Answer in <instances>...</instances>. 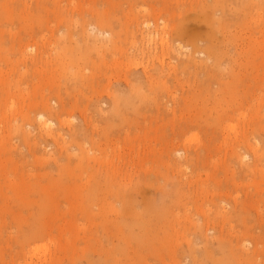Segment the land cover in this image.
<instances>
[{
	"label": "rangeland",
	"instance_id": "rangeland-1",
	"mask_svg": "<svg viewBox=\"0 0 264 264\" xmlns=\"http://www.w3.org/2000/svg\"><path fill=\"white\" fill-rule=\"evenodd\" d=\"M199 1L0 0V264H264V1Z\"/></svg>",
	"mask_w": 264,
	"mask_h": 264
},
{
	"label": "bare ground",
	"instance_id": "bare-ground-1",
	"mask_svg": "<svg viewBox=\"0 0 264 264\" xmlns=\"http://www.w3.org/2000/svg\"><path fill=\"white\" fill-rule=\"evenodd\" d=\"M199 1V0H198ZM222 1V0H221ZM250 1V0H249ZM252 1V0H251ZM250 1V2H251ZM262 1H264V0H262ZM261 1V2H262ZM199 2H202V0H200ZM206 2V1H205ZM209 2H211V0L209 1ZM216 2H218V0H216ZM215 2V3H216ZM223 2V1H222ZM236 2V1H235ZM238 2V1H237ZM255 2V1H254ZM259 3H260V0L258 1ZM258 2H255V3H258ZM5 3V5H6V2H4ZM38 3V2H37ZM187 3H189V2H187ZM262 3H264V2H262ZM178 4V3H177ZM221 6H222V3H219ZM251 4V3H250ZM4 5V4H3ZM26 5V4H25ZM198 5V4H197ZM211 5V4H210ZM216 5H217V3H216ZM253 5H255L254 3H253ZM261 5V4H260ZM220 6V7H221ZM250 6V5H249ZM144 7V6H143ZM237 7V6H236ZM251 7V6H250ZM255 7V6H254ZM25 8V7H24ZM255 8H257V10H258V5H257V7H255ZM261 8V6L259 7V9ZM143 9V8H142ZM178 9V8H177ZM187 9V8H186ZM211 9V8H210ZM263 9H264V7H263ZM88 10V9H87ZM107 10V9H106ZM179 10V9H178ZM190 10H192V9H190ZM198 10H200V9H198ZM140 11V10H139ZM259 11V10H258ZM149 12V11H148ZM165 12V11H164ZM202 12V11H201ZM255 12V11H254ZM97 13V12H96ZM161 13V12H160ZM172 13V12H171ZM173 14V13H172ZM171 14V15H172ZM176 14V13H175ZM192 14H194V13H192ZM197 14V13H196ZM210 14V13H209ZM220 14V13H219ZM256 14V13H255ZM204 15V14H203ZM226 15V14H225ZM259 15V14H258ZM173 16V15H172ZM198 16V15H197ZM262 17V16H261ZM142 18H144V17H142ZM167 18H168V16H167ZM181 18V17H180ZM201 18V17H200ZM256 18V17H255ZM128 19V18H127ZM84 20V19H83ZM141 20H143V19H141ZM227 20V19H226ZM226 20H222V22H219L220 23V25H221V27H223L222 29L224 30V31H229L230 30V28L228 27L229 26V22L230 21H226ZM91 21V20H90ZM145 23V22H144ZM148 23H150V22H146V25H147V28L145 29V30H143L142 31V38L144 39V38H146L145 40L147 41V39H152V37H154V32H152L153 31V29L151 30L150 29V26H149V24ZM164 23H166V22H164ZM85 24V23H84ZM156 24V23H155ZM158 25V24H157ZM172 25V24H171ZM191 25V24H190ZM173 26V25H172ZM197 27V26H196ZM220 27V28H221ZM228 27V29L226 30V28ZM85 28V27H84ZM92 28V27H91ZM136 29V28H135ZM143 29V28H142ZM164 29H165V27H164ZM170 29V28H169ZM176 29V26H175V24H174V26L171 28V32H173L174 30ZM10 30V29H9ZM95 30V29H94ZM155 30V29H154ZM167 31H168V29H166ZM165 30V31H166ZM167 31H166V35H167ZM200 31V30H199ZM127 32V31H126ZM162 32V31H161ZM169 32V31H168ZM178 32V31H177ZM202 32V31H201ZM230 32V31H229ZM4 33V32H3ZM70 34L72 33V31L71 32H69ZM97 33H98V35L100 34V35H104V36H110V37H112V35H110V33L109 32H106V31H103V30H99L98 29V31H97ZM154 35H153V34ZM157 33V32H156ZM160 33V32H159ZM164 33V32H163ZM132 34V33H131ZM95 35H97V34H95ZM158 35H160V34H158ZM165 35V34H164ZM163 36V35H162ZM225 36V35H224ZM95 37H97V36H95ZM100 38H101V36H99ZM156 37V36H155ZM241 37V36H240ZM245 37V36H244ZM78 38V37H77ZM104 39H105V37H103ZM161 38V37H160ZM224 38V37H223ZM76 39V38H75ZM109 39V38H108ZM111 39V38H110ZM109 39V40H110ZM162 39V38H161ZM169 39V38H168ZM106 40V39H105ZM112 40V39H111ZM165 40V39H164ZM92 42V41H91ZM225 42V41H224ZM169 43V42H168ZM147 44V43H146ZM182 44V43H181ZM88 45V44H87ZM150 45V44H149ZM156 45V44H155ZM155 45H154V48H155ZM163 45V44H162ZM169 45V44H168ZM151 46V45H150ZM158 46V45H157ZM160 46V45H159ZM166 46V45H165ZM171 46H172V44H171ZM180 46V45H179ZM242 46V45H241ZM152 47V46H151ZM161 47V46H160ZM169 47V46H168ZM184 47V46H183ZM196 47H198V46H196ZM148 48H150V47H148ZM163 49H164V46H163ZM178 49V48H177ZM179 49H181V48H179ZM151 50V49H150ZM157 50V49H156ZM160 50V49H159ZM181 51V50H180ZM174 52V51H173ZM155 53V52H154ZM160 53V52H159ZM162 53V52H161ZM143 54V53H142ZM157 54V53H156ZM155 54V55H156ZM159 55V54H158ZM185 55V54H184ZM190 55V54H189ZM231 55V54H230ZM59 56H60V54H59ZM125 56V55H124ZM196 56H197V54H196ZM162 57V56H161ZM190 57V56H189ZM210 57V56H209ZM149 58V57H148ZM189 59V58H188ZM159 60V59H158ZM136 61V60H135ZM139 62V61H138ZM162 62V61H161ZM194 62H196V60L194 61ZM136 63V62H135ZM197 63V62H196ZM202 64V63H201ZM162 65H163V63H162ZM202 66V65H201ZM206 68V67H205ZM99 69V68H98ZM183 69V68H182ZM148 70V69H147ZM176 70V69H175ZM87 72V71H86ZM175 72V71H174ZM91 73V72H90ZM12 74V73H11ZM161 75V74H160ZM93 77V76H92ZM160 77V76H159ZM123 79V78H122ZM46 80V79H45ZM128 84V83H127ZM239 84V83H238ZM221 85V84H220ZM14 88V87H13ZM15 88H16V86H15ZM51 88V87H50ZM6 89V88H5ZM10 89V88H9ZM52 89V88H51ZM21 91V90H20ZM23 91V90H22ZM136 91H138V90H136ZM108 92V91H107ZM24 93V92H23ZM23 93H21L22 95H25V94H23ZM46 93V92H45ZM27 94V93H26ZM55 94V93H54ZM83 94V93H82ZM143 94H145V93H143ZM29 95V94H28ZM27 95V97H26V99L30 96H28ZM55 95H57V97L59 96V94H55ZM109 96V95H108ZM116 96V95H115ZM25 97H23V98H25ZM258 97V96H257ZM59 98V97H58ZM142 98V97H141ZM77 99V98H76ZM260 99V98H259ZM24 100V99H23ZM43 100V99H42ZM119 100V99H118ZM258 101V100H257ZM43 102V101H42ZM46 102V101H45ZM53 102V101H52ZM20 103V102H19ZM37 103V102H36ZM63 103V102H62ZM118 103V102H117ZM161 103V102H160ZM257 103V102H256ZM32 104V103H31ZM46 104V103H45ZM55 104V103H54ZM119 104V103H118ZM221 104V103H220ZM47 105V104H46ZM159 106V105H158ZM101 108V107H100ZM17 109V108H16ZM63 110V109H62ZM101 110V109H100ZM52 111H54V110H52ZM82 112V111H81ZM90 112V111H89ZM101 112V111H100ZM18 113H20L19 111H18ZM18 113H16V115L18 114ZM256 113V112H255ZM106 114V113H105ZM238 114V113H237ZM21 115V114H20ZM18 116H19V114H18ZM241 116V115H240ZM243 116V115H242ZM248 117V116H247ZM46 118H48V117H45V115L42 113V114H39V118L37 119L38 120V122H40V124H39V126H40V129H41V131L42 132H44L46 135H52L53 134V136H54V138L55 137H57L58 138V136H56L57 134H55L54 135V129H51L50 128V126L52 125V124H54L53 123V121L51 122V120H48V119H46ZM246 118V117H245ZM11 119V118H10ZM71 119V118H70ZM58 120H59V118H58ZM88 120V119H87ZM89 120H90V118H89ZM195 120V119H194ZM197 120V119H196ZM17 121V120H16ZM92 120H90V122H91ZM156 121V120H155ZM158 121V120H157ZM192 121V120H191ZM27 121H24L23 123H24V125H25V127H26V124H29V122L28 123H26ZM66 122V121H65ZM239 122H240V120H239ZM61 123V122H60ZM63 123V122H62ZM69 123V122H68ZM73 123V122H72ZM22 124V123H21ZM98 124V123H97ZM31 125V124H30ZM87 125H89V123L87 124ZM76 126V125H75ZM224 126V125H223ZM24 127V128H25ZM29 127V126H28ZM147 127V126H146ZM212 127V126H211ZM231 127H232V129L234 128V126L233 125H231ZM57 128V127H56ZM96 128H97V125H96ZM145 128V127H144ZM178 128V127H177ZM226 128V127H225ZM224 128V129H225ZM36 129V128H35ZM47 129V131L45 132L44 130H46ZM26 130V129H25ZM24 130V131H25ZM52 130H53V133H52ZM74 130V129H73ZM92 130V129H91ZM146 130V129H145ZM97 131H98V129H97ZM230 131V130H229ZM229 131H228V133H229ZM239 132H240V130H238ZM27 132V131H26ZM29 132V131H28ZM60 132V131H59ZM95 132V131H94ZM225 132V131H224ZM227 132V131H226ZM30 133V132H29ZM127 133H128V131H127ZM126 133V134H127ZM35 134V133H34ZM33 134V135H34ZM64 134V133H63ZM239 134V133H238ZM244 134V133H243ZM27 134H25V136H26ZM62 135V134H61ZM60 135V136H61ZM65 135V134H64ZM232 135V134H231ZM230 135V137H232ZM32 136V135H31ZM95 136V135H94ZM173 136V135H172ZM78 137V136H77ZM227 137V136H226ZM229 137V138H230ZM67 138V137H66ZM177 138V137H176ZM61 139V138H60ZM63 139V138H62ZM97 139V138H96ZM33 140V139H32ZM38 140V139H37ZM58 140V139H57ZM56 140V141H57ZM64 140V139H63ZM240 140H241V138H240ZM87 141V140H86ZM186 141V140H185ZM247 141V140H246ZM59 142V141H58ZM66 142V141H65ZM54 143V142H53ZM60 143V142H59ZM59 143H58V145H59ZM90 143V142H89ZM226 143H228V142H226ZM52 144V143H51ZM56 144V143H55ZM221 144H222V142H221ZM242 144V143H241ZM249 144H250V142H249ZM57 145V144H56ZM66 146H67V144H65ZM70 145V144H69ZM188 145V144H187ZM225 145V144H224ZM228 145V144H227ZM46 146V145H45ZM65 146V147H66ZM119 146V145H118ZM220 146V145H219ZM35 147V146H34ZM41 148V147H40ZM80 148V147H79ZM124 148H126V147H124ZM129 148V147H128ZM198 148V147H197ZM63 149V148H62ZM65 149V148H64ZM67 149V148H66ZM71 149V148H70ZM119 149V148H118ZM130 149V148H129ZM227 149V148H226ZM35 150V149H34ZM42 150V149H41ZM55 150H56V148H55ZM110 150V149H109ZM116 150V149H115ZM71 151V150H70ZM69 151V152H70ZM113 151V150H112ZM131 151V150H130ZM194 151H196V150H194ZM221 151H222V149H221ZM58 152V151H57ZM75 152V151H74ZM77 152V151H76ZM257 152V151H256ZM52 153V152H51ZM100 153V152H99ZM179 153V152H178ZM28 154V153H27ZM97 154V153H96ZM119 154V153H118ZM17 155H19V154H17ZM187 155V154H186ZM226 155V154H225ZM31 156V155H30ZM51 156V155H50ZM103 156V155H102ZM109 156H111V155H109ZM175 156V155H174ZM182 156V155H181ZM217 156V155H216ZM256 156V155H255ZM259 156V155H258ZM38 157H40V156H38ZM46 157V156H45ZM74 157H76V156H74ZM170 157V156H169ZM21 158V157H20ZM25 158V157H24ZM36 158V157H35ZM79 158V157H78ZM181 158V157H180ZM218 158V157H217ZM240 158H242V157H240ZM240 158H238V159H240ZM27 159V158H26ZM49 159V158H48ZM51 159V158H50ZM53 159V158H52ZM81 159V158H80ZM15 160V159H14ZM44 160H45V158H44ZM53 160H55V159H53ZM83 160V159H82ZM129 160V159H128ZM178 160V159H177ZM222 160V159H221ZM242 160V159H241ZM22 161V160H21ZM38 161V160H37ZM46 161V160H45ZM49 161V160H48ZM66 161V160H65ZM173 161V160H172ZM181 161V160H180ZM202 161V160H201ZM56 162V161H55ZM132 162V161H131ZM215 162V161H214ZM213 162V163H214ZM221 162V161H220ZM225 162V161H224ZM171 163V162H170ZM180 163V162H179ZM182 163V162H181ZM206 163V162H205ZM212 163V164H213ZM241 164H242V161L240 162ZM47 164V163H46ZM62 164V163H61ZM223 164V163H222ZM4 165V164H3ZM49 165H51V164H49ZM81 165V164H80ZM153 165V164H152ZM214 165V164H213ZM243 165H244V163H243ZM261 165V164H260ZM239 166H240V164H239ZM69 167V166H68ZM197 167V166H196ZM242 167V166H241ZM247 167V166H246ZM51 168V167H50ZM49 168V169H50ZM113 168V167H112ZM180 168V167H179ZM230 168V167H229ZM262 168V167H261ZM59 169V168H58ZM57 169V170H58ZM147 169V168H146ZM195 169V168H194ZM257 169V168H256ZM87 170V169H86ZM108 170L109 169H105V171H103V172H106V173H108ZM133 170V169H132ZM131 170V171H132ZM196 170H198V169H196ZM214 170V169H213ZM60 171V170H59ZM82 171V170H81ZM112 171V170H111ZM164 171V170H163ZM172 171V170H171ZM180 171H182V169L180 170ZM209 172V171H208ZM49 173V172H48ZM148 173V172H147ZM186 173V172H185ZM192 173V172H191ZM190 173V174H191ZM197 173V172H196ZM132 174V173H131ZM54 175V174H53ZM104 175V174H103ZM186 175V174H185ZM30 176V175H29ZM184 176V175H183ZM187 176H191V175H187ZM239 176V175H238ZM11 177V176H10ZM62 177V176H61ZM118 177V176H117ZM122 177V176H121ZM193 177V176H192ZM209 177V176H208ZM111 178H112V175H111ZM238 178V177H237ZM241 178V177H240ZM248 178V177H247ZM30 179V178H29ZM76 179V178H75ZM117 179V178H116ZM119 179V178H118ZM117 179V180H118ZM125 180H126V178H124ZM190 179V178H189ZM188 179V180H189ZM196 179V178H195ZM246 179V178H245ZM114 180V179H113ZM129 180H130V177H129ZM250 180V179H249ZM59 181V180H58ZM168 181V180H167ZM226 182V181H225ZM161 183V182H160ZM212 183V182H211ZM240 183V182H239ZM245 183V182H244ZM76 184V183H75ZM131 184V183H130ZM184 184V183H183ZM190 184H192V183H190ZM128 185V184H127ZM150 185V184H149ZM209 185V184H208ZM188 186V185H187ZM222 186V185H221ZM240 186V185H239ZM126 187V186H125ZM147 187V186H146ZM150 187V186H149ZM193 187V186H192ZM203 187V186H202ZM211 187V186H210ZM218 187V186H217ZM56 188V187H55ZM197 188H199V187H197ZM200 188H201V186H200ZM212 188V187H211ZM196 189V188H195ZM206 189H208V188H206ZM214 189H215V187H214ZM198 190V189H197ZM222 190V189H221ZM202 191V190H201ZM232 191V190H231ZM159 193V192H158ZM157 193V194H158ZM217 193V192H216ZM220 193H221V191H220ZM232 193V192H231ZM246 193V192H245ZM206 194V193H205ZM213 194V193H212ZM226 194H228V193H226ZM236 195V194H235ZM246 195V194H245ZM213 196V195H212ZM217 196V195H216ZM233 197H234V195H233ZM239 197V196H238ZM159 198V197H158ZM243 198V197H242ZM112 200V199H111ZM208 200V199H207ZM235 200V199H234ZM239 200V199H238ZM238 200H236V201H238ZM242 200V199H241ZM119 201V200H118ZM223 201V200H222ZM234 203H235V201H233ZM240 202V201H239ZM238 202V203H239ZM222 203V202H221ZM230 203V202H229ZM189 204V203H188ZM201 204V203H200ZM192 205V204H191ZM227 205V204H226ZM238 205V204H237ZM228 206V205H227ZM138 207H139V205H138ZM119 208V207H118ZM156 208V207H155ZM180 209V208H179ZM188 209V208H187ZM189 209H190V207H189ZM211 209V208H210ZM140 210V209H139ZM223 210H224V208H223ZM43 211V213L45 214L46 212H44L45 210H42ZM182 211V210H181ZM191 211V210H190ZM214 211V210H213ZM229 211V210H228ZM146 212V211H145ZM208 212V211H207ZM211 212V211H210ZM216 212V211H215ZM219 212V211H218ZM162 212H160V214H161ZM177 213V212H176ZM189 212H187V214H188ZM197 213V212H196ZM220 213V212H219ZM224 213V212H223ZM222 213V214H223ZM43 214V215H44ZM183 214V213H182ZM185 214V213H184ZM212 214V213H211ZM221 214V213H220ZM42 215V214H41ZM189 215V214H188ZM191 215V214H190ZM223 215H225V214H223ZM180 215H178V217H179ZM215 216H216V214H215ZM226 216V215H225ZM148 217V216H147ZM181 217H182V215H181ZM210 217H213V216H210ZM224 217V216H223ZM97 218H99V217H97ZM195 218V217H194ZM260 218V217H259ZM204 219V218H203ZM202 219V220H203ZM187 221V220H186ZM220 222V221H219ZM208 223L209 222H207V226H208ZM231 223V222H230ZM163 226V225H162ZM183 226V225H182ZM206 226V227H207ZM221 226V225H220ZM209 227V226H208ZM226 227V226H225ZM231 227V226H230ZM227 228V227H226ZM211 229V228H210ZM228 229V228H227ZM178 230V229H177ZM187 232V231H186ZM182 235V234H181ZM196 235V234H195ZM185 239V238H184ZM188 239V238H187ZM191 241V240H190ZM188 242H189V239H188ZM191 243V242H190ZM189 243V244H190ZM180 249V248H179Z\"/></svg>",
	"mask_w": 264,
	"mask_h": 264
}]
</instances>
